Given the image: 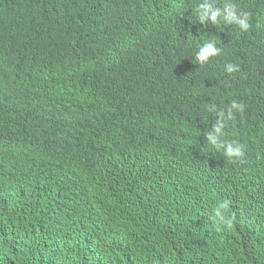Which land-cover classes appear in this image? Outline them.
Returning a JSON list of instances; mask_svg holds the SVG:
<instances>
[{
  "label": "trees",
  "instance_id": "obj_1",
  "mask_svg": "<svg viewBox=\"0 0 264 264\" xmlns=\"http://www.w3.org/2000/svg\"><path fill=\"white\" fill-rule=\"evenodd\" d=\"M199 2L0 0V264H264V0L247 32ZM233 99L229 160L205 105Z\"/></svg>",
  "mask_w": 264,
  "mask_h": 264
},
{
  "label": "clouds",
  "instance_id": "obj_2",
  "mask_svg": "<svg viewBox=\"0 0 264 264\" xmlns=\"http://www.w3.org/2000/svg\"><path fill=\"white\" fill-rule=\"evenodd\" d=\"M194 16L200 24H205L211 21L215 25H231L237 27L243 32H247L250 28V13L241 11L235 0H223L222 5L217 4V0H200L194 9ZM221 49L213 39H206L200 44L196 51L195 62L206 65L211 58L220 55ZM225 71L229 74L238 72L239 66L234 63H228L225 66ZM205 111L214 114L218 117L213 124L212 130L205 131V142L208 148L221 153L229 160L242 158L245 145L239 140L226 141L224 137V129L229 121L236 118L237 114L245 111V105L235 99L231 100L225 110L218 109L215 103L205 105ZM239 133V132H238ZM44 167L54 172L52 161L50 160ZM213 223L225 228H231L233 224L232 215L229 212V201L225 200L219 203L212 213Z\"/></svg>",
  "mask_w": 264,
  "mask_h": 264
},
{
  "label": "bare ground",
  "instance_id": "obj_3",
  "mask_svg": "<svg viewBox=\"0 0 264 264\" xmlns=\"http://www.w3.org/2000/svg\"><path fill=\"white\" fill-rule=\"evenodd\" d=\"M214 236V235H213Z\"/></svg>",
  "mask_w": 264,
  "mask_h": 264
}]
</instances>
